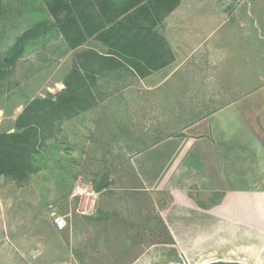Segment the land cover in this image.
<instances>
[{"label": "rangeland", "instance_id": "obj_1", "mask_svg": "<svg viewBox=\"0 0 264 264\" xmlns=\"http://www.w3.org/2000/svg\"><path fill=\"white\" fill-rule=\"evenodd\" d=\"M66 4L76 22L64 27V33L65 20L58 22L53 10L57 8L63 18ZM178 8L181 15L170 21L161 11L162 21L151 28L162 46L161 60L169 55L162 35L179 58L194 44L201 25L206 28L201 37L205 47L197 50L198 56L205 57L203 49H210L208 57L215 64L201 66L193 53L152 96L136 89L124 65L125 61L131 65L128 60L93 55L107 57L114 48L97 35L86 36V0H0V61L12 55L25 32L39 29L16 61L0 71V134L16 131V121L28 107L50 110V102L62 94L60 98L81 95L78 103L41 122L45 131H33L34 154L24 178L0 175V264H90L88 260H96L86 255L90 216L125 217L136 202L146 205L145 212L154 210L147 207L151 199L130 184L136 183L130 166L136 152L202 119L225 99L216 103L212 97L227 85L235 86L227 99L247 96L256 104L260 95L264 99V0H180ZM135 16L137 25L141 18ZM123 17L112 12L104 19L111 18L114 24ZM244 23L251 27L249 32L237 30ZM77 24L83 34H78ZM228 65L234 66V80H225L230 79ZM200 74L212 79L196 78ZM207 82L211 94L201 95ZM168 91L171 94L163 97ZM208 98L212 103L206 104ZM249 114L264 132V113ZM103 175L109 182L97 190ZM77 187L84 191L74 193ZM86 188L95 194L87 196ZM105 204L110 210L98 211Z\"/></svg>", "mask_w": 264, "mask_h": 264}, {"label": "crops", "instance_id": "obj_2", "mask_svg": "<svg viewBox=\"0 0 264 264\" xmlns=\"http://www.w3.org/2000/svg\"><path fill=\"white\" fill-rule=\"evenodd\" d=\"M112 12L99 11L93 16L106 21L104 17ZM175 15H181L178 7L165 20H174ZM237 27L244 33L251 30L246 23ZM205 29L200 25L194 44L179 58L162 35L169 55L159 59L155 68L145 64L139 67L140 72L122 62L136 89L158 94L159 83L174 76L193 53L200 54L205 47L201 40ZM203 52L206 55L198 56V63L215 64L208 57L210 49ZM233 65L226 70L230 75V79L225 77L227 81L234 80ZM196 78L209 81L211 75ZM205 85L201 95L207 96L210 85ZM234 87L227 85L222 93H213L216 103L225 99L202 119L131 157L136 179L135 185L130 181L132 190L146 194L151 199L147 207L154 210L145 212L146 205L136 202L125 217L90 216L89 227L92 223L94 227H86V255L96 256V260L88 263L264 264V132L249 114L264 113V99L260 95L257 104L247 96L227 99L234 95ZM211 100L206 99V104ZM261 126L264 129V120ZM98 208L104 213L110 210L106 204ZM91 239H99V243Z\"/></svg>", "mask_w": 264, "mask_h": 264}, {"label": "trees", "instance_id": "obj_3", "mask_svg": "<svg viewBox=\"0 0 264 264\" xmlns=\"http://www.w3.org/2000/svg\"><path fill=\"white\" fill-rule=\"evenodd\" d=\"M179 4L180 0H86V36L97 35L103 42L110 41V46L114 48L110 53L111 55L107 57L93 55L107 61H113L117 56H120L128 60L130 66L138 71L141 64L155 68L159 58L161 59L159 48L162 46L157 44L156 34L151 28L162 21L163 17H159L161 11H164L165 16H167ZM64 8L67 11V16L63 18H60L58 9L53 10V12L58 22L65 20L61 29L66 33L64 27L73 21L76 22V19L68 4ZM99 11H113L116 12L117 18L122 15L125 17H123L124 20H119L114 24L111 18L106 21L99 18L95 20L93 13ZM135 14L141 18L137 25L133 23V19H136ZM107 25L109 26L107 27ZM136 26L138 28L134 30ZM76 28L78 34H83L80 25L77 24ZM38 34L39 29L37 27L25 32L15 43L12 55L0 61V71L11 66L22 53L25 42ZM159 40L161 41L160 37ZM80 96L70 94L62 98L59 97L56 102H50V110L40 108L32 111L33 109L31 110L30 107L26 108L16 121V131L10 134H0V175L13 177L17 180L24 178L31 167L32 155L34 154V143L31 141L34 135L32 134L33 131L36 132L38 129L42 132L45 131L44 125L39 124L46 122L48 117L62 113L63 107L78 103ZM89 96V92L86 91V100ZM46 128L50 127L47 126Z\"/></svg>", "mask_w": 264, "mask_h": 264}, {"label": "water", "instance_id": "obj_4", "mask_svg": "<svg viewBox=\"0 0 264 264\" xmlns=\"http://www.w3.org/2000/svg\"><path fill=\"white\" fill-rule=\"evenodd\" d=\"M107 183H108V177H107V175H103L101 177L99 183L97 184L96 189L97 190L103 189L106 186Z\"/></svg>", "mask_w": 264, "mask_h": 264}, {"label": "built area", "instance_id": "obj_5", "mask_svg": "<svg viewBox=\"0 0 264 264\" xmlns=\"http://www.w3.org/2000/svg\"><path fill=\"white\" fill-rule=\"evenodd\" d=\"M83 191H84V190H83L81 187H77V188L75 189L74 193H75V192H77V193H82ZM94 194H95L94 191H88L87 188H86V195H87V196L94 195Z\"/></svg>", "mask_w": 264, "mask_h": 264}]
</instances>
